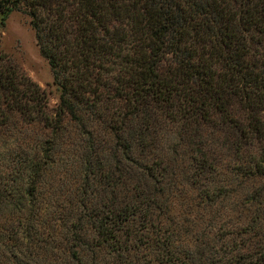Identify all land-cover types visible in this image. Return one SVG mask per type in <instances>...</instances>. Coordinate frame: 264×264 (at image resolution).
<instances>
[{
	"label": "trees",
	"instance_id": "1",
	"mask_svg": "<svg viewBox=\"0 0 264 264\" xmlns=\"http://www.w3.org/2000/svg\"><path fill=\"white\" fill-rule=\"evenodd\" d=\"M15 11L60 96L0 52V264H264V0Z\"/></svg>",
	"mask_w": 264,
	"mask_h": 264
},
{
	"label": "rangeland",
	"instance_id": "2",
	"mask_svg": "<svg viewBox=\"0 0 264 264\" xmlns=\"http://www.w3.org/2000/svg\"><path fill=\"white\" fill-rule=\"evenodd\" d=\"M0 52L6 54L32 81L45 90L48 99V108L50 110L55 109L59 102V88L53 83V74L47 60L42 57L39 52L34 31L29 24V18L22 12H12L4 25L0 26ZM7 144H9V142H7ZM8 160L11 161L6 155L0 158V162H3L5 166L9 164ZM175 181V189L177 190L178 188V190L177 192L175 191V197L172 201V204H175L173 208L176 207V205L182 206L183 208H185V206L188 207L191 204L190 195L189 193L181 194L180 190L182 189H179L181 187L186 188L185 181L182 179V174H180ZM210 210V214L214 212L215 219H224L223 210ZM199 213L201 215L205 213L208 214L207 211H199ZM210 216L211 215H208L206 217ZM171 217L175 222L183 223L176 215H172ZM202 219V227L208 230L212 229L213 233L217 227L222 224V221L217 219L214 223L211 221V224L208 225V220L204 219V217H202ZM187 220L189 219L186 218V221ZM211 235L212 234H210V237H212ZM224 236H226V234L222 230L218 231L217 236H215L214 240L211 242L219 246L222 244L223 239H225ZM44 258L46 259L45 264L59 263V260L55 256L47 255L44 256Z\"/></svg>",
	"mask_w": 264,
	"mask_h": 264
}]
</instances>
